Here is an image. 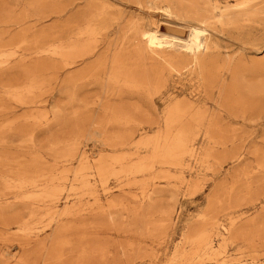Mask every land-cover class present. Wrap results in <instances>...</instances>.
<instances>
[{"label": "rangeland", "instance_id": "obj_1", "mask_svg": "<svg viewBox=\"0 0 264 264\" xmlns=\"http://www.w3.org/2000/svg\"><path fill=\"white\" fill-rule=\"evenodd\" d=\"M0 264H264V0H0Z\"/></svg>", "mask_w": 264, "mask_h": 264}, {"label": "bare ground", "instance_id": "obj_2", "mask_svg": "<svg viewBox=\"0 0 264 264\" xmlns=\"http://www.w3.org/2000/svg\"><path fill=\"white\" fill-rule=\"evenodd\" d=\"M164 12L170 11L166 10ZM205 35L206 30L202 27H190L187 31L175 30L168 27L167 31H164L157 24L152 30L143 32V37L148 46L154 51L162 52L176 48L185 51L199 50L203 46Z\"/></svg>", "mask_w": 264, "mask_h": 264}]
</instances>
